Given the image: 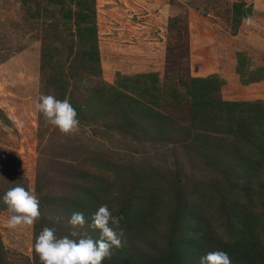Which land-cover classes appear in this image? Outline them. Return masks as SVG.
<instances>
[{
    "label": "rangeland",
    "instance_id": "1",
    "mask_svg": "<svg viewBox=\"0 0 264 264\" xmlns=\"http://www.w3.org/2000/svg\"><path fill=\"white\" fill-rule=\"evenodd\" d=\"M28 4L0 0V264H41L37 222L8 227L2 198L16 184L35 189L42 226L58 237L77 238L69 219L84 206L115 215L134 201L139 223L121 228L135 256L103 264H153L178 241L188 248L167 264H200L216 250L249 264L243 251L264 235V0H94L98 66L72 69L62 98L47 80L72 63L67 24L55 41L51 17ZM194 77L219 83L215 108L192 104ZM41 95L73 102L79 131L50 124L35 107ZM217 99L237 102L232 114Z\"/></svg>",
    "mask_w": 264,
    "mask_h": 264
},
{
    "label": "clouds",
    "instance_id": "2",
    "mask_svg": "<svg viewBox=\"0 0 264 264\" xmlns=\"http://www.w3.org/2000/svg\"><path fill=\"white\" fill-rule=\"evenodd\" d=\"M251 23V18L248 20ZM36 109L46 120L59 128L65 135L79 131L78 113L69 99L59 100L53 95H41ZM3 202L11 213L8 227L32 226L42 217L41 203L35 189L16 184L3 195ZM61 217L57 216L59 222ZM122 216L114 215L107 204H102L89 219L81 211L71 214L69 223L73 228L71 237H58L55 227L45 226L35 239L34 251L41 264H103L111 259L112 248L123 246ZM87 226V228L85 227ZM88 229L99 230V237H93ZM200 264H232L225 251L207 252L200 257Z\"/></svg>",
    "mask_w": 264,
    "mask_h": 264
},
{
    "label": "trees",
    "instance_id": "3",
    "mask_svg": "<svg viewBox=\"0 0 264 264\" xmlns=\"http://www.w3.org/2000/svg\"><path fill=\"white\" fill-rule=\"evenodd\" d=\"M28 1V5L26 8L32 9V13H29L30 15L36 16H49L51 17L50 21L47 22V28L51 32V36H53V39L55 41H59L62 34L61 27L64 24H67V33L71 36L66 41L67 44L64 47L66 50V56L64 57L65 60L69 59L72 63L68 67L66 71L64 70V61L57 64L58 69L56 74H52L50 76L49 81L50 84L53 86L56 85L58 90L61 92V94L58 96V98H62L63 94L66 92V87L69 80L73 78L74 73L71 72L72 69L76 70H86L88 69L89 72L93 73L97 69V63H98V54H97V47H96V31H95V8H94V0H25ZM64 37V36H62ZM45 49V50H44ZM53 49L54 51H57V46H53V48L44 47L42 48V51L40 53L41 61L44 63L46 60V63L48 60L52 59L53 52L51 51ZM40 67H43L41 65ZM65 71V72H64ZM67 76V77H66ZM79 79V78H78ZM77 79H74L73 82H75ZM214 80L210 77L208 78H198L194 77L191 79L190 82V88H191V99L192 104L199 105L202 107H210L215 108V101L212 99V92H216L218 90L217 84H212ZM97 92V91H95ZM120 93L114 92L112 95L115 97L116 94ZM93 96L92 94H90ZM204 97V99H202ZM93 100L98 101L99 94L95 93V96L92 97ZM113 101L110 100L107 102L108 104H111ZM71 102V101H70ZM217 104L221 105H227L228 113L232 114V105H236L237 102H225L220 101V99L216 100ZM73 103V102H71ZM259 103V102H256ZM250 104V103H248ZM246 104V105H248ZM255 104V103H254ZM95 105V104H94ZM96 105L98 106V110H103L104 107H106L107 104L97 102ZM95 105V106H96ZM231 105V106H230ZM121 109V108H119ZM198 111L196 112V114ZM148 117L153 118L152 112H149L146 114ZM256 116H259L255 114ZM157 116H162L161 114L157 113ZM157 130H161V125H155ZM253 143H258L262 145V142L258 138H252L251 140ZM89 192V191H88ZM88 192H82V194H86ZM92 195L86 196L85 199H89ZM41 201L42 198H40ZM91 204V203H90ZM124 205H121L119 207V211L115 213V215L122 216L123 219L120 222V226L123 229L130 228L132 225H135L136 223H139L137 220V214L138 209L136 205L134 204V201H126L123 202ZM93 206L87 207L84 206L81 211L84 213V215L91 217L95 211H96V205L93 202ZM141 213V212H139ZM38 227L40 226V231L44 228L42 226V218L37 221ZM190 243V242H189ZM190 245V244H189ZM132 244L127 238V241H124L123 246L120 248L114 247L112 248V253L119 252L124 253V259L125 258H132L135 256L134 253H131ZM188 244L186 242H180L178 241L177 244L171 248H168L166 253L162 256V259L160 258V261L156 262L153 261V264H167L166 262H174L172 259L176 258L179 259L178 255V248H183L184 251L187 250L186 248ZM135 249V248H133ZM244 253H246V257L250 258L251 262L249 264H264V235L262 239L257 243V247L250 250H244ZM250 252L252 254H250ZM236 256V255H235ZM237 257V256H236ZM120 257L113 256V260H119ZM255 259V262H253ZM171 260V261H170ZM178 263V262H175ZM233 264H236L233 262Z\"/></svg>",
    "mask_w": 264,
    "mask_h": 264
}]
</instances>
